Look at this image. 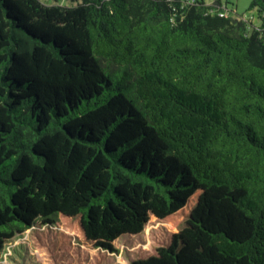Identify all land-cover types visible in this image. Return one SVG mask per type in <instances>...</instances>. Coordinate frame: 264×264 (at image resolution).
I'll return each instance as SVG.
<instances>
[{
    "label": "trees",
    "instance_id": "16d2710c",
    "mask_svg": "<svg viewBox=\"0 0 264 264\" xmlns=\"http://www.w3.org/2000/svg\"><path fill=\"white\" fill-rule=\"evenodd\" d=\"M222 6L0 0V250L39 226L103 264L155 219L129 264H264V0Z\"/></svg>",
    "mask_w": 264,
    "mask_h": 264
},
{
    "label": "rangeland",
    "instance_id": "374dc122",
    "mask_svg": "<svg viewBox=\"0 0 264 264\" xmlns=\"http://www.w3.org/2000/svg\"><path fill=\"white\" fill-rule=\"evenodd\" d=\"M56 3L57 0H47ZM253 0H221L222 5L232 10L233 13L247 20L251 26L260 23L258 9L252 8ZM213 4L215 0H207ZM169 236V231L155 219L146 225L138 234H126L114 241L118 251H100L93 246H87L90 257L98 253L105 254L103 264H129L138 255L152 253L158 245L164 243ZM52 229L37 227L29 228L17 233L6 241L0 250V264H62V254L54 244ZM63 253V251H62Z\"/></svg>",
    "mask_w": 264,
    "mask_h": 264
},
{
    "label": "built area",
    "instance_id": "2783aa9c",
    "mask_svg": "<svg viewBox=\"0 0 264 264\" xmlns=\"http://www.w3.org/2000/svg\"><path fill=\"white\" fill-rule=\"evenodd\" d=\"M222 8L224 9H219V14L221 16H229L233 12L232 10L228 9L226 6H222Z\"/></svg>",
    "mask_w": 264,
    "mask_h": 264
}]
</instances>
